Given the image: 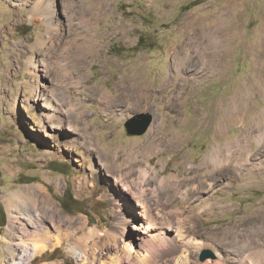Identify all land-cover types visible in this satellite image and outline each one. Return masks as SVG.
I'll use <instances>...</instances> for the list:
<instances>
[{"label": "rangeland", "instance_id": "374dc122", "mask_svg": "<svg viewBox=\"0 0 264 264\" xmlns=\"http://www.w3.org/2000/svg\"><path fill=\"white\" fill-rule=\"evenodd\" d=\"M0 1V264H264V0ZM30 184L64 219L32 259Z\"/></svg>", "mask_w": 264, "mask_h": 264}, {"label": "bare ground", "instance_id": "6f19581e", "mask_svg": "<svg viewBox=\"0 0 264 264\" xmlns=\"http://www.w3.org/2000/svg\"><path fill=\"white\" fill-rule=\"evenodd\" d=\"M38 2H41V3L43 2L44 6L46 4V7H47V9L49 11V13L47 14V16L51 17V19L54 18V16L56 15V10L57 9H55L53 7V5H52L53 0H38ZM41 3H39L37 5L41 6ZM29 10H31V8ZM52 29H53V27H52ZM207 62L210 64V61H207ZM45 96L46 97H45V99L43 101V105L45 107H52V108H54L53 107L54 105H52V104H54V100L51 97V95L45 94ZM212 155H213L212 156V159H215L216 162L223 161L222 160L223 158H221V157H215V153L212 154ZM229 166H230V164H227L226 168L228 169ZM246 168H248V167H246ZM225 171H227V170H225ZM142 173L144 174V176L147 175L146 169H144ZM204 178H205V176H204ZM217 178H218V176H217ZM124 186L123 187L126 190H128V191L131 188L130 185L127 184V183ZM137 189H138V191H136V190H133V191L134 192L136 191L135 192L136 194H138V193L140 194L139 187ZM8 205H9V210H10L9 211L10 225L12 227H16L18 224L20 225V232L22 234V237H21L20 241L17 242V243L19 245L23 246L25 249H27V251H28V258H29V256H30L31 259L32 258H36L43 250H46V249L52 247V245L58 243L61 240V235L56 236V235L52 234V232H50L48 230L49 227L47 226L46 222L51 220V221H54V222H56L57 224L60 225V223L62 224L64 222V219L61 216H57L56 215L57 214V208H56V206L54 205V203L52 202V200H50L49 198H47L46 192L39 185L30 184V185H27V186H23L22 188H19L18 190L14 191L10 195V197L8 198ZM209 206L211 207V205H209ZM84 225H86V223H81L80 224L81 227H84ZM66 232H67V230H66ZM177 234L179 236H182V233L180 231ZM54 241H56V242L54 243ZM83 253H84L85 256L87 255L86 252H83ZM81 254L82 253L79 252L78 255L81 256ZM100 255L102 256V254H100ZM246 257L248 258V256H246ZM187 258L188 257L185 256L184 252L181 251V253L177 256L176 262H177V264H183V261L184 260L186 261ZM25 259H26V256L25 255H22L20 257V260L19 261L16 262V260H15V262L13 261L12 264H22L23 260H25ZM244 260H246V259H244ZM105 262L107 263V260L101 259V262H99V264H106ZM112 263L113 264H121V261L118 260V259H116V260H113ZM112 263L109 262L108 264H112ZM140 264H145V263L141 260L140 261Z\"/></svg>", "mask_w": 264, "mask_h": 264}, {"label": "water", "instance_id": "95a60500", "mask_svg": "<svg viewBox=\"0 0 264 264\" xmlns=\"http://www.w3.org/2000/svg\"><path fill=\"white\" fill-rule=\"evenodd\" d=\"M154 120V116L150 113H138L125 122L127 132L131 135H144ZM214 253L211 250H204L201 255V260H206L213 257Z\"/></svg>", "mask_w": 264, "mask_h": 264}, {"label": "trees", "instance_id": "16d2710c", "mask_svg": "<svg viewBox=\"0 0 264 264\" xmlns=\"http://www.w3.org/2000/svg\"><path fill=\"white\" fill-rule=\"evenodd\" d=\"M139 42H140V44H141V39H140V41H139ZM66 209H68V207H67V206H66ZM4 216H5V214H4V215H2V216H1V218L5 219V217H4ZM3 221H4V220H3ZM56 250H57V249H56ZM56 250H55V251H56ZM55 251H54V252H55Z\"/></svg>", "mask_w": 264, "mask_h": 264}]
</instances>
